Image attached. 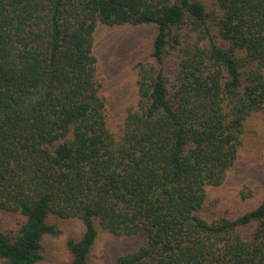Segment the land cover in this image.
Returning <instances> with one entry per match:
<instances>
[{
	"label": "trees",
	"instance_id": "obj_1",
	"mask_svg": "<svg viewBox=\"0 0 264 264\" xmlns=\"http://www.w3.org/2000/svg\"><path fill=\"white\" fill-rule=\"evenodd\" d=\"M123 24L154 34L115 118L94 34ZM257 112L264 0H0V264H40L57 219L83 225L70 264L99 229L142 238L110 264H264V196L215 192Z\"/></svg>",
	"mask_w": 264,
	"mask_h": 264
},
{
	"label": "rangeland",
	"instance_id": "obj_2",
	"mask_svg": "<svg viewBox=\"0 0 264 264\" xmlns=\"http://www.w3.org/2000/svg\"><path fill=\"white\" fill-rule=\"evenodd\" d=\"M153 34L154 27L144 24L99 25L94 34L95 54L101 64L112 117L116 118L133 97L134 65L149 57ZM241 191L246 194L242 195ZM215 192L236 213L256 206L264 196V112H257L248 119L237 157L228 169L224 183ZM21 219L18 213L0 211V228H15ZM56 224V233L43 237L44 258L40 264L71 263L68 242L81 237L83 225L78 219H57ZM141 242L140 235L115 236L99 229L87 264H110L136 249Z\"/></svg>",
	"mask_w": 264,
	"mask_h": 264
}]
</instances>
